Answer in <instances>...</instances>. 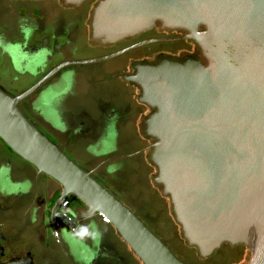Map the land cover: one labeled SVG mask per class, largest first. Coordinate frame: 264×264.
Returning a JSON list of instances; mask_svg holds the SVG:
<instances>
[{
    "label": "water",
    "instance_id": "95a60500",
    "mask_svg": "<svg viewBox=\"0 0 264 264\" xmlns=\"http://www.w3.org/2000/svg\"><path fill=\"white\" fill-rule=\"evenodd\" d=\"M64 1L79 5L85 0ZM157 23L187 34L63 63L18 96L0 87V142L57 183L61 198L71 195L105 216L141 264H186L34 125L19 104L68 64L110 59L154 41L190 40L203 60L163 58L137 66L129 77L141 89V102L153 110L146 135L154 139L155 183L169 198L187 245L201 259L223 245L242 246L252 253L249 264H264V0H101L91 37L114 44ZM2 257L0 247V264Z\"/></svg>",
    "mask_w": 264,
    "mask_h": 264
},
{
    "label": "flooded vegetation",
    "instance_id": "af4514ba",
    "mask_svg": "<svg viewBox=\"0 0 264 264\" xmlns=\"http://www.w3.org/2000/svg\"><path fill=\"white\" fill-rule=\"evenodd\" d=\"M100 1L73 5L64 0H0V87L18 96L63 63L103 58L147 40L187 34L157 23L147 32L103 45L91 37ZM163 58L204 59L190 40L154 41L110 59L68 64L19 108L117 198L130 197L133 209L125 204L178 256L173 240L180 225L175 215L173 221L156 205L159 191L160 198L167 197L155 183L157 168L150 159L154 139L146 135L153 110L141 102L140 87L129 80L137 66ZM149 168L156 173L144 198L141 186ZM61 197L57 183L0 142L2 264L27 259L31 264H141L95 212L71 195Z\"/></svg>",
    "mask_w": 264,
    "mask_h": 264
},
{
    "label": "rangeland",
    "instance_id": "374dc122",
    "mask_svg": "<svg viewBox=\"0 0 264 264\" xmlns=\"http://www.w3.org/2000/svg\"><path fill=\"white\" fill-rule=\"evenodd\" d=\"M155 173H156V168H149V176L146 177V179H144V183L147 186V190L145 185L141 186V188L144 190V192L142 193V197L144 198L146 197L148 198V193H150L149 190L152 188L151 187L152 175H154ZM157 195L159 202L156 205L158 206L161 205L159 206V208L161 210L164 209V212L167 213L166 215L169 214L174 221V214L172 212V206L170 200L168 198H160L161 197L160 191L159 194ZM121 199L131 209H133V207L129 203L131 200L130 197H122ZM173 243L178 251V256L183 261H186L188 264H249L252 258V253L247 247L235 246L231 248L228 245H223L220 248V250L214 252L210 257L201 259L198 256L197 250L195 248L189 247L186 244V241L181 233L180 227L177 228V240L175 241L173 240Z\"/></svg>",
    "mask_w": 264,
    "mask_h": 264
},
{
    "label": "built area",
    "instance_id": "2783aa9c",
    "mask_svg": "<svg viewBox=\"0 0 264 264\" xmlns=\"http://www.w3.org/2000/svg\"><path fill=\"white\" fill-rule=\"evenodd\" d=\"M66 204H67L66 202H63L62 206L64 207ZM97 215H98V217H99V219H100L102 224H105V225L109 224V221H108V219L105 216H103L102 214H97Z\"/></svg>",
    "mask_w": 264,
    "mask_h": 264
}]
</instances>
